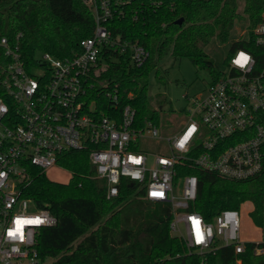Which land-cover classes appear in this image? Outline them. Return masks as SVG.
I'll use <instances>...</instances> for the list:
<instances>
[{
  "label": "built area",
  "instance_id": "built-area-1",
  "mask_svg": "<svg viewBox=\"0 0 264 264\" xmlns=\"http://www.w3.org/2000/svg\"><path fill=\"white\" fill-rule=\"evenodd\" d=\"M95 15L91 38L71 57L38 54L24 60L19 34L14 42L2 37L8 63L0 67V264H52L38 253V235L57 225L47 210L22 199L18 185L28 167L47 172L60 167L71 151H88L96 177L107 181L108 199L118 197L124 179L144 190L145 199L169 203L171 234L199 255L232 247L245 251L240 237V212L224 210L207 222L189 207L197 198L198 179L178 176L179 168H200L220 178L247 181L264 168V64L246 50L234 52L226 71L208 85L204 98L193 100L189 119L175 135L164 137L153 122L137 125L128 105L117 116L85 111V97L94 88L104 48L120 54L128 43L112 37L107 24L114 18L111 0H84ZM264 48V22L253 31ZM249 32L245 37L247 38ZM131 62L141 67L147 50L134 44ZM240 54L250 59L242 64ZM116 102L117 93H107ZM220 145H229L219 150ZM185 228V234L181 230ZM264 243V227L261 229ZM258 249L257 253H262Z\"/></svg>",
  "mask_w": 264,
  "mask_h": 264
},
{
  "label": "trees",
  "instance_id": "trees-1",
  "mask_svg": "<svg viewBox=\"0 0 264 264\" xmlns=\"http://www.w3.org/2000/svg\"><path fill=\"white\" fill-rule=\"evenodd\" d=\"M114 18L107 24L112 37L128 43L124 54L104 48L95 75L94 88L85 97L87 113L116 115L130 105L137 112V125L160 116L149 102L151 76L168 55L188 59L208 69L217 80L221 73L205 52L216 39L229 41L238 12V0H111ZM249 25L247 38L235 41L228 53L246 50L264 64V48L256 45L254 29L264 22V0H244ZM182 25H178L179 20ZM96 27L93 9L84 0H0V40L14 42L19 34L24 60L34 62L38 54L56 59L73 56L80 43L93 36ZM144 47L149 57L138 67L131 62V46ZM8 63L0 48V67ZM226 63V64H227ZM212 81V82H213ZM2 87L0 86V92ZM117 93L116 102L107 93ZM229 145H220L224 150ZM58 165L72 174L67 183L51 181L46 172L28 167V178L18 185L21 198L38 210H47L57 225L38 235V253L52 264H264V243L246 242L245 251L232 247L199 255L171 234L173 220L169 203L145 199L144 190L124 179L118 197L108 199L107 181L96 177L88 151H71L60 156ZM198 179L197 198L189 211L207 222L224 210L250 204V218L264 227V168L247 181H231L200 168H179L178 176ZM262 249V253H257ZM240 262V263H239Z\"/></svg>",
  "mask_w": 264,
  "mask_h": 264
},
{
  "label": "rangeland",
  "instance_id": "rangeland-1",
  "mask_svg": "<svg viewBox=\"0 0 264 264\" xmlns=\"http://www.w3.org/2000/svg\"><path fill=\"white\" fill-rule=\"evenodd\" d=\"M238 12L241 15L236 21L229 41L225 44L214 39L205 52L214 60V68L218 73L226 71V63L231 45L245 37L249 20L244 14V0H238ZM213 76L208 69L194 66L188 59L173 60L170 55L159 66L158 77L151 76L149 102L151 108L160 116V132L164 137L175 135L189 119L193 100L204 98ZM69 171L62 167L52 168L46 176L54 182L67 183ZM252 206L244 205L240 210V237L244 242L260 243L263 240L261 229L250 218ZM183 234L185 228L181 226ZM240 263V262H239Z\"/></svg>",
  "mask_w": 264,
  "mask_h": 264
},
{
  "label": "snow or ice",
  "instance_id": "snow-or-ice-1",
  "mask_svg": "<svg viewBox=\"0 0 264 264\" xmlns=\"http://www.w3.org/2000/svg\"><path fill=\"white\" fill-rule=\"evenodd\" d=\"M246 60H247V57H243V56H242V57L240 58V60H238L237 62H238V63L241 62V61L246 62Z\"/></svg>",
  "mask_w": 264,
  "mask_h": 264
},
{
  "label": "clouds",
  "instance_id": "clouds-1",
  "mask_svg": "<svg viewBox=\"0 0 264 264\" xmlns=\"http://www.w3.org/2000/svg\"><path fill=\"white\" fill-rule=\"evenodd\" d=\"M242 56H243V57H247V56H245L244 54H240V58H241ZM248 59H250V57H247V60H248ZM236 63H238V62L236 61ZM239 63L242 64L243 61H241V62H239Z\"/></svg>",
  "mask_w": 264,
  "mask_h": 264
},
{
  "label": "water",
  "instance_id": "water-1",
  "mask_svg": "<svg viewBox=\"0 0 264 264\" xmlns=\"http://www.w3.org/2000/svg\"><path fill=\"white\" fill-rule=\"evenodd\" d=\"M182 23H183L182 19L177 22L178 25H182Z\"/></svg>",
  "mask_w": 264,
  "mask_h": 264
},
{
  "label": "crops",
  "instance_id": "crops-1",
  "mask_svg": "<svg viewBox=\"0 0 264 264\" xmlns=\"http://www.w3.org/2000/svg\"><path fill=\"white\" fill-rule=\"evenodd\" d=\"M72 175H70V179H71ZM258 243V242H257Z\"/></svg>",
  "mask_w": 264,
  "mask_h": 264
}]
</instances>
